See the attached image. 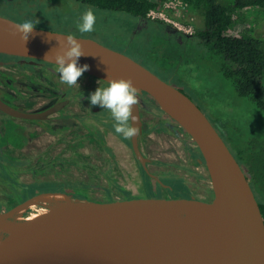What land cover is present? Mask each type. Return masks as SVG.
<instances>
[{
  "label": "water",
  "instance_id": "95a60500",
  "mask_svg": "<svg viewBox=\"0 0 264 264\" xmlns=\"http://www.w3.org/2000/svg\"><path fill=\"white\" fill-rule=\"evenodd\" d=\"M18 23L0 15V52L52 63L44 58L59 47L55 36L69 33L35 26L24 44L19 35L9 34ZM74 36L86 54L78 59L79 65L89 66L85 72L105 81L108 74L131 77L138 92L151 95L191 136L204 158L214 197L98 201L38 192L0 211V264H264V218L225 133L187 94L142 63L93 38ZM0 107L15 112L1 102ZM133 115L139 126L137 105ZM131 142L147 170L137 135ZM34 206L43 211L26 214Z\"/></svg>",
  "mask_w": 264,
  "mask_h": 264
},
{
  "label": "flooded vegetation",
  "instance_id": "af4514ba",
  "mask_svg": "<svg viewBox=\"0 0 264 264\" xmlns=\"http://www.w3.org/2000/svg\"><path fill=\"white\" fill-rule=\"evenodd\" d=\"M49 1L48 5H58L61 0ZM60 4L66 5L64 1ZM30 8L22 11L27 18L42 17ZM69 14L77 16L73 10ZM102 18L122 29L126 41L119 46L125 51L121 52L176 86L201 109L205 106V100L178 79L180 68L200 65L191 52L198 43L195 31L188 33L171 22L148 17L133 19L108 13ZM106 83L84 72L78 86L69 87L60 82L53 63L0 52V102L15 111L0 107V163L17 165L12 185L8 178L14 177L0 173V200L6 205L0 211L11 207L8 196L14 191L26 190L37 179L55 180L47 174L63 163L86 172L87 179L92 177L93 184L80 185H86L92 194L213 199L209 173L196 143L165 112L144 105L141 91L137 97V143L146 158L144 169L131 139L115 133L110 113L87 99ZM206 116L220 133L226 132L222 118ZM27 164L34 165L33 175ZM26 174L32 179L24 180Z\"/></svg>",
  "mask_w": 264,
  "mask_h": 264
},
{
  "label": "trees",
  "instance_id": "16d2710c",
  "mask_svg": "<svg viewBox=\"0 0 264 264\" xmlns=\"http://www.w3.org/2000/svg\"><path fill=\"white\" fill-rule=\"evenodd\" d=\"M62 1L66 5L73 4V11L77 13V16L72 17L71 14L65 16L60 11H55L48 17L32 19L15 9L17 12L14 14L15 20L45 22L49 18L63 27L61 31L68 32L76 28L74 21H79V16L86 8L93 9L95 15L100 18L108 13L113 14L114 11L122 12L121 16L140 19L146 18L151 9L161 8L167 0H61L60 3ZM0 2L10 3V0ZM183 2L187 4L188 9H198L202 13L203 25L195 30V39L198 41L197 44L205 48L209 60L216 63L215 66L221 72L225 82L232 86L236 94L233 98L243 101L246 107L252 103L257 108L256 111H248L243 116L232 115L230 120H227L226 134H223V138L244 170L264 218V39L247 32L232 33L235 12L248 7L264 9V0H232L227 3L220 0H183ZM51 6L58 5L51 4ZM101 10L104 12L101 13ZM39 24L36 25L39 26ZM9 169V163H0V173L7 176L6 172ZM12 180L15 178H8L11 185ZM80 185L65 179L52 181L37 179L26 190L23 188L21 192L16 190L9 194L8 206H13L43 191H60L98 201L133 197L132 195L92 194L86 191V185L84 188Z\"/></svg>",
  "mask_w": 264,
  "mask_h": 264
},
{
  "label": "rangeland",
  "instance_id": "374dc122",
  "mask_svg": "<svg viewBox=\"0 0 264 264\" xmlns=\"http://www.w3.org/2000/svg\"><path fill=\"white\" fill-rule=\"evenodd\" d=\"M1 1V0H0ZM223 3L230 2L232 0H220ZM49 0H10V3L0 2V15L12 18L15 20V9L21 12H25L26 9L34 7V10L37 12L39 16H50L55 11H60L61 14L68 16L71 10H73V4L64 5L58 3V6L48 5ZM69 3V1H68ZM30 4L32 6H30ZM30 8V9H31ZM178 10V11H177ZM175 11H171V15L178 19L179 22L183 24H188L191 26V30L195 31L196 29H200L203 25L202 13L198 9H188L186 7L184 10L177 9ZM64 11V12H63ZM69 11V12H68ZM67 12V13H65ZM104 11L101 10V13ZM114 15H122V12H112ZM21 15V13H20ZM235 16V24L232 33L240 34L243 32L251 33L257 37H261L264 39V9L257 7H248L241 9L234 14ZM81 17V16H79ZM177 17V18H176ZM80 19V18H79ZM19 21V20H18ZM22 22V21H21ZM79 21H76V24ZM39 26L41 28H47L51 30L61 31L63 27L53 20L49 18L46 19L45 22L39 21ZM62 32V31H61ZM69 34L84 36L93 38L100 43L107 45L113 49L120 50L125 52L122 47L126 39L123 36L122 29L120 30L118 27H114L111 21L104 22V19L98 15H96V24L94 26V31L91 33H83L81 34L77 28L73 31H68ZM128 34H126L127 36ZM123 36V37H122ZM127 38V37H126ZM191 52L195 54L196 60H200V65H192L190 69H186L184 67L180 68L178 79H182L186 82L188 88H192L198 93V96L205 100V106H202L204 112L210 117H219L222 118L226 124L227 120H230L231 116H243L248 113V111L253 112L256 111V107L250 103V106L246 107V104L243 101L237 100L233 98L236 96L232 86L225 82L223 79L221 72L216 68V63L213 60H209L208 53L204 47L199 44L195 45L194 48H191ZM205 54V55H204ZM202 56V57H201ZM204 71V72H203ZM211 77V78H210ZM218 82V85L216 84ZM190 86V87H189ZM144 93V92H142ZM142 103L144 105H148L152 109L161 110L157 102L148 94L144 93L142 97ZM162 111V110H161ZM163 113V111H162ZM212 116V117H211ZM259 124V123H258ZM119 151L117 147V152ZM29 165V166H28ZM28 169L31 171L30 174L33 175V171L35 170L34 165L27 164ZM92 167V166H91ZM17 168L16 164H11L10 169L6 172L7 176H13L16 178L15 169ZM82 170H76L71 163H63L59 164V167L53 168L50 173L47 175L51 178V176H55V180H69L73 181V184L80 185L82 183L93 184L94 180L92 177L88 179L84 177ZM89 176L92 174L88 173ZM24 180H31V176L26 174L23 176ZM16 185V184H15ZM19 185V184H17ZM152 196V195H144L142 197ZM155 197V196H153ZM8 199V197L6 198ZM10 201V199H8ZM4 202L0 200V208H3ZM6 206V205H5ZM43 211L42 206H34L29 209L26 214H35Z\"/></svg>",
  "mask_w": 264,
  "mask_h": 264
},
{
  "label": "clouds",
  "instance_id": "9594fccd",
  "mask_svg": "<svg viewBox=\"0 0 264 264\" xmlns=\"http://www.w3.org/2000/svg\"><path fill=\"white\" fill-rule=\"evenodd\" d=\"M37 20H26L13 25L10 35H19L25 44L34 27L38 24ZM96 15L94 10L86 8L82 13L79 22L76 24L77 30L83 33L94 31ZM59 47L46 53V60H50L55 65V71L59 74L60 82L69 86H78L77 81L88 69V65H79L78 59L86 55L82 43L74 35H56ZM26 51V49H25ZM51 55V58L49 56ZM106 85L99 86L92 92L87 99L92 105H99L106 109L113 120L115 133L122 136L125 140L131 139L139 132L137 116L133 115V106L138 103V89L132 82L131 77L113 78L108 74Z\"/></svg>",
  "mask_w": 264,
  "mask_h": 264
},
{
  "label": "built area",
  "instance_id": "2783aa9c",
  "mask_svg": "<svg viewBox=\"0 0 264 264\" xmlns=\"http://www.w3.org/2000/svg\"><path fill=\"white\" fill-rule=\"evenodd\" d=\"M187 7V4L183 2V0H167L164 2L163 6L159 9H151L147 17L148 18H154V19H161L168 22L173 23L175 26H177L179 29L185 31V32H192L191 26L188 24H183L179 22L178 19H175L173 15H171V11H175L177 9L184 10ZM178 11V10H177ZM175 11V12H177ZM177 18V17H176Z\"/></svg>",
  "mask_w": 264,
  "mask_h": 264
}]
</instances>
